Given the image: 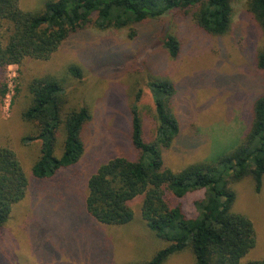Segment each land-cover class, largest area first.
<instances>
[{
	"label": "rangeland",
	"instance_id": "1",
	"mask_svg": "<svg viewBox=\"0 0 264 264\" xmlns=\"http://www.w3.org/2000/svg\"><path fill=\"white\" fill-rule=\"evenodd\" d=\"M46 1L19 0V8L34 13ZM246 4L234 0L231 31L223 37L207 35L190 18L171 11L134 26L131 37L128 30L88 28L72 35L46 61L27 59L17 67H0V148L15 153L28 182L24 198L0 230V264H141L167 245L142 219L143 196L128 202L133 218L125 225L106 226L93 219L85 207L88 179L112 159H136L130 109L140 91L138 110L147 139L154 113L150 78L168 80L177 91L172 107L180 135L162 150L165 169L179 172L237 147L250 124L252 105L264 93V71L256 65L264 32L251 20ZM167 35L180 43L177 58L163 48ZM70 66L82 70L81 80L69 76ZM53 75L64 86L65 108L86 107L90 121L81 132V159L38 179L32 170L41 143H23L31 127L22 114L31 104V82ZM231 188V212L250 220L255 235V246L239 263L264 260V176L259 193L249 178ZM201 196L194 192L183 200L191 215L193 201ZM164 264L195 261L187 249Z\"/></svg>",
	"mask_w": 264,
	"mask_h": 264
},
{
	"label": "trees",
	"instance_id": "2",
	"mask_svg": "<svg viewBox=\"0 0 264 264\" xmlns=\"http://www.w3.org/2000/svg\"><path fill=\"white\" fill-rule=\"evenodd\" d=\"M234 0H47L38 11L23 12L19 0H0V67L20 66L24 60L46 61L72 35L94 28L98 31L128 30L134 26L178 11L211 37L230 33ZM247 13L264 32V0H247ZM163 48L172 59L180 43L167 35ZM264 71V49L257 56ZM70 77L81 80L82 70L68 68ZM148 88L154 104L152 128L144 138L138 110V91L130 109L134 161L115 158L88 179L87 213L98 223L120 226L129 223L133 212L128 202L143 196L141 216L153 235L167 245L141 264H164L170 256L189 249L195 264H240L255 246L253 225L231 212L235 193L231 185L251 179L259 193L264 176V93L253 103L251 120L240 143L212 161L189 165L179 172L165 169L162 150L178 139L179 124L172 101L174 84L150 78ZM31 104L23 119L31 130L24 144L39 141L40 154L33 166L38 179L52 177L58 170L75 165L83 156L81 132L90 121L86 107L66 109L68 98L59 78L44 76L29 86ZM28 182L15 153L0 148V230L12 207L20 202ZM202 192L193 201L194 215L183 200ZM247 264H264V260Z\"/></svg>",
	"mask_w": 264,
	"mask_h": 264
},
{
	"label": "built area",
	"instance_id": "3",
	"mask_svg": "<svg viewBox=\"0 0 264 264\" xmlns=\"http://www.w3.org/2000/svg\"><path fill=\"white\" fill-rule=\"evenodd\" d=\"M5 106L7 107V97L5 98Z\"/></svg>",
	"mask_w": 264,
	"mask_h": 264
},
{
	"label": "crops",
	"instance_id": "4",
	"mask_svg": "<svg viewBox=\"0 0 264 264\" xmlns=\"http://www.w3.org/2000/svg\"><path fill=\"white\" fill-rule=\"evenodd\" d=\"M10 67L12 68V67H17V66L12 65V66H9V68H10Z\"/></svg>",
	"mask_w": 264,
	"mask_h": 264
}]
</instances>
